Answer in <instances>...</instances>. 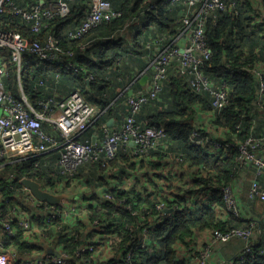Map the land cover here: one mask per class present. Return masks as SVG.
Segmentation results:
<instances>
[{"label":"trees","instance_id":"16d2710c","mask_svg":"<svg viewBox=\"0 0 264 264\" xmlns=\"http://www.w3.org/2000/svg\"><path fill=\"white\" fill-rule=\"evenodd\" d=\"M109 1L120 16L102 23L83 38L71 39L69 30L85 19L89 0L71 1L69 14L49 21L48 28L42 32L54 33L60 44L68 49L91 41L92 45L76 57L81 73H73L53 64H41L31 54L25 55L21 71L25 93L33 103L54 95L60 99L79 89L86 100L98 107L102 114L94 127L83 133L81 140L84 136L90 141L93 131L101 138L102 125H106L110 119L115 122L123 120L129 114L128 107L123 104L128 98L125 89L129 86L135 93L143 88L136 76L147 66V51L143 47L147 36L163 34L172 37L178 33L179 14L182 12L180 3L168 0ZM33 2L16 0L15 5L28 8ZM225 2L227 9L218 13L216 18L208 17L205 23L211 58L202 67V72L214 85L228 88L229 104L214 117L215 125L225 132V138L218 139L222 142L221 150L209 153L191 139L196 111L198 108L211 110V97L208 93L193 92L185 79L171 73L164 82L160 102H148L136 115L137 120L146 126L164 127L166 153L158 148L136 160L130 148L122 147L115 159L100 158L86 162L75 174L76 178L84 179L88 186L100 187L104 194L112 197V200H106L91 194L84 204L85 209L90 210L93 217L103 224L100 244L106 245L109 236L116 233L120 240L110 244L112 251L119 254L131 250L128 262L124 261L121 253L119 258L105 264H180L176 260V246L187 245L186 241L193 233L216 229L226 231L232 227L245 229L250 228L252 222L256 228L259 226L260 242L252 246L246 264H264V222L261 224L254 219L243 221L241 217L231 214L224 221L218 215V211L224 208L220 187L237 177L236 144L245 140L251 132L259 135L264 123L262 111L255 105L257 82L251 74L237 70L242 64H264V7L257 8L251 0ZM2 28L18 31L28 38L36 37L29 26L19 24L17 20ZM125 28H129L128 35L120 36ZM7 67L5 86L17 97V68L11 62ZM88 77H91L89 82ZM40 81L43 85L39 84ZM240 123L241 130L237 132L235 127ZM165 157L176 159L171 161L179 162L184 168L187 166L186 169H199V174L182 182L185 178L182 171L177 178L182 183L177 182L176 192L163 193L161 185L168 179L162 172ZM56 158L57 154H51L44 165L42 156H37L22 165H5L4 169L13 172L17 178L27 177L42 185L52 186L64 179L55 166ZM34 162H38V165L35 166ZM144 168H147V173L140 172ZM141 181L151 185V189H143ZM127 183L129 190L125 188ZM167 189L172 190L169 186ZM22 195L23 189L18 182L0 184L1 213L5 215L9 207L20 204L19 197ZM205 198L208 205L202 203ZM160 202L165 204L169 215L155 219L154 216L158 215L156 204ZM141 216L146 220L142 221ZM35 224L40 230L43 228L39 220ZM142 224L148 227V249L140 248L141 243L137 238ZM80 228L76 227L75 232L79 233ZM49 233L55 237L52 247L63 245L69 250L73 249L75 244L69 241L70 238L53 230ZM20 239L17 230L14 237H5L4 246L11 245L22 253L29 248Z\"/></svg>","mask_w":264,"mask_h":264},{"label":"built area","instance_id":"2783aa9c","mask_svg":"<svg viewBox=\"0 0 264 264\" xmlns=\"http://www.w3.org/2000/svg\"><path fill=\"white\" fill-rule=\"evenodd\" d=\"M15 1L0 0V173L5 170V165H22L37 156H42L46 165L47 158L51 154H57L55 166L64 179L52 186L41 184V188L52 195H59L68 194L69 190L72 192L81 184L87 187L84 179L75 177L78 168L86 162L100 158L113 160L122 147L130 148L136 160L142 159L150 151L160 147L166 139V132L162 126L144 125L137 120L136 115L145 104L159 99L164 82L171 73L185 79L193 92L208 93L211 97L208 121L215 131H219V135L213 134V130L210 132L201 128L196 121L191 139L209 153L221 150L222 142L218 139L225 138V132L221 128V131L217 129L214 117L229 104L228 88L225 85H214L202 72V67L211 58L206 42L205 23L208 17L216 18L218 13L227 9L225 0H168L182 6L178 33L172 37L163 34L147 36L143 43L147 51V66L136 76L137 80L146 76L147 86L137 93H133L129 87L125 89L128 93L132 91L126 100L129 114L123 117L117 128L102 125V137L98 138V142L81 140L83 133L94 127L102 112L95 104L86 100L79 89L60 99L54 95L33 103L25 93L21 78L26 54H31L41 64H53L73 73H81L76 57L92 45L91 41L83 42L75 49H68L60 44L54 33H42L48 28L49 21L69 14V3L73 0H34L28 8L17 7ZM262 6L264 7V0ZM119 16L120 12L113 8L109 0H89L85 19L76 28L69 30V36L71 39L83 38L92 29ZM13 20L29 26L36 37L28 38L18 31L2 28L3 25L13 24ZM181 39H185L182 48L179 46ZM10 62L17 68V97L5 86ZM237 70L251 74L257 82L255 105L262 111L264 120V64H242ZM90 80L91 77H88L87 81ZM39 84L43 85V82L40 81ZM198 111L202 110L198 108ZM235 129L239 132L241 125L238 124ZM236 153L237 176L250 170L254 176L247 192V200L264 202V183H261L264 179V123L258 136L249 135L236 144ZM34 165L37 166L38 162H34ZM25 178L27 177L17 178L9 171L0 175V184L15 181L23 189V195L19 197L20 204L9 207L5 215L0 211V264H105L119 258L121 253L124 261L130 260V249L115 254L110 248V244L120 240L115 236L116 233L109 236L106 245L100 244L103 224L93 217L90 210L85 209L84 204L87 202L81 203L77 196L79 194L72 199H63L57 205H50L37 200L23 187L21 182ZM233 180L234 178L220 187V194L226 215L241 217ZM95 189L100 191L99 197L112 200L110 195L104 194L103 189H98L95 185L88 189L82 188L80 193L90 196ZM74 195L73 193L71 196ZM156 209L158 215L154 216L155 219L161 215H169L163 202L157 203ZM141 219L146 220L143 216ZM35 220H39L44 229L40 230ZM78 226H81L79 233L75 232ZM17 230L21 235L20 240L29 248L22 253L11 245L10 248L4 246L5 237H14ZM51 230L70 238L69 241L75 244L73 249L69 250L63 245L52 247L55 237L49 233ZM257 234L258 228L254 222L250 224V228L245 229H216L209 234L210 241L202 247L188 244V240L187 253L191 255L194 264H209L214 242L224 243L239 238L244 243L242 251L226 264H246ZM137 238L141 243L140 248H147V226L141 225ZM52 248L58 253H52Z\"/></svg>","mask_w":264,"mask_h":264},{"label":"crops","instance_id":"0c3cea01","mask_svg":"<svg viewBox=\"0 0 264 264\" xmlns=\"http://www.w3.org/2000/svg\"><path fill=\"white\" fill-rule=\"evenodd\" d=\"M251 1L253 2V4L255 6H259L260 2H261L260 0H257V1L251 0ZM142 79H143V77L138 81H140V84L142 85L143 88L138 90V91L145 90V88L147 86L148 80L142 81ZM128 87H126V89ZM138 91H136L135 93H137ZM123 104L126 105V101H124ZM207 112L208 111L203 112V111L197 110L196 111V117L199 116V118H201V120H207V119L210 120L209 114H207ZM116 122L113 120L110 128H114V127L117 128L118 125L122 122V119L119 120L117 123ZM205 124L206 123H203L201 128L205 129L204 128ZM209 124L211 126L210 122H209ZM206 129L210 130V128H206ZM211 129H213L212 126H211ZM218 129L221 131L220 128H218ZM46 130L48 131L47 128H46ZM213 131H214L213 134L219 135V131L217 132L214 129H213ZM98 138H100L99 134L97 132L93 131V133L90 137V141L98 142V141H100ZM82 139L86 140V138L84 136ZM159 148H162L160 150H162L164 153H166V151L168 150L166 142H162ZM50 159H51V157H50ZM164 159H165V161L163 162V164L165 167L162 165V172H163L164 168H165V170L166 169L168 170V173L163 172L166 175V177H168V179L164 185H161L163 193H166V191H168L167 193L170 194V193H172V191H174V189L176 188V180L182 174V171H184V173H185L184 181L185 180L189 181L192 177H195L197 174H199V169H194V170L186 169V168H188L187 166H186V168H184L183 166L181 167V164L179 162L175 163L174 161H171V160H176V159H170L167 157H165ZM148 160H150V158ZM146 171H147V168L140 170V172L147 173ZM137 173H138L137 176H139L140 173L139 172H137ZM253 177H254L253 172L250 170V171H248V173L244 174L243 176L235 177L233 180V184H234L235 192H236L238 202H239V206H240V210H241V219L243 221L254 219L256 221H260V223L262 224L264 222V202H262L260 200H255L253 202H250L247 200V192L249 190L250 183H251ZM140 179L141 180L143 179L142 176L140 177ZM128 183H127V185H128ZM261 183H264V179L261 180ZM140 184H141V187L143 189H148V190L151 189V185H149L148 183L146 184V183H143L141 181ZM168 186L172 190H168L167 189ZM97 188L100 189L99 187H97ZM125 188L127 190H129L128 186H126ZM99 193H100V191H97V189L94 190V194H96V196H98ZM77 194H79L77 196H79V201L81 203L87 202V198H81V197H84V194H81V193H77ZM85 195H86V197L89 196V194L88 195L85 194ZM73 197H76V194L70 198L72 199ZM70 198H68V199H70ZM90 200H88V201H90ZM202 203L204 205H208L209 204L208 199L205 198L202 201ZM218 215H219V218L221 220H224L226 218L227 215L224 211V208H221L218 211ZM224 216H225V218H224ZM257 228H259V226ZM212 231L213 230H203V231H198V232L193 233L191 238L189 239L188 244L193 243L194 245H197L198 247H202L203 245L207 244L210 241V239H209L210 235L209 234ZM259 242H260V239L258 238V234H257L256 238L254 240V245L259 243ZM186 243H187V241H186ZM187 245L184 244V245L176 246V260L180 264H194L193 260L191 258V255L187 253ZM243 245H244L243 241L239 238L231 239V240L224 242V243L223 242H219V243L214 242L213 254L211 255V257L209 259V264H226L231 258L235 257L239 252L242 251ZM7 248H10V246Z\"/></svg>","mask_w":264,"mask_h":264},{"label":"water","instance_id":"95a60500","mask_svg":"<svg viewBox=\"0 0 264 264\" xmlns=\"http://www.w3.org/2000/svg\"><path fill=\"white\" fill-rule=\"evenodd\" d=\"M184 43H185V39H181V41L179 42V46L180 48H182L184 46ZM181 52H182V49H181ZM147 80V77H143L142 81H146ZM132 94V91H130L128 93V95H131ZM113 122V119H110L107 123L108 127H110ZM22 185L23 187H25L26 189H28L32 194L33 196L41 201V202H46L50 205H57L59 204L63 199L65 198H70L72 197L71 195H67V194H59V195H52L46 191H44L42 188H41V184L38 183L37 181H34V180H31L29 178H25L22 180Z\"/></svg>","mask_w":264,"mask_h":264},{"label":"rangeland","instance_id":"374dc122","mask_svg":"<svg viewBox=\"0 0 264 264\" xmlns=\"http://www.w3.org/2000/svg\"><path fill=\"white\" fill-rule=\"evenodd\" d=\"M253 1H254V0H253ZM256 1H257V0H256ZM260 1H261V2H260V5L257 7V8H259V9L262 7V6H261V5H262V0H260ZM128 32H129V28H125L123 31L120 32L119 35H120V36H121V35H122V36H127V35H128ZM4 53H6V51H4ZM17 92H18V87H17ZM158 102H160V98L158 99ZM196 121H197V123H198L197 125H199L200 127H202V124H203V123H206L204 128H205V129H206V128H210L209 131L212 132L211 130H213V129H211V126L213 127V125L210 126V124H209L210 121H208V119H207V120H201V118H199V116H198V117H196ZM239 125H241V123H240ZM199 126H198V127H199ZM250 135L256 136V135H254L252 132L250 133ZM257 136H258V135H257ZM211 137H212V136H211ZM162 165L164 166V164H162ZM164 167H165V166H164ZM6 172H7L6 170H2L1 173H0V175H1V176H2V175H5ZM153 172H156V171H153ZM163 172H164V173H168V170H167V169L165 170V168H164V169H163ZM156 173H157V172H156ZM164 173H163V174H164ZM164 175H165V174H164ZM241 176H243V175H241ZM177 182H181V180H177V181H176V184H177ZM182 182H184V180H182ZM182 182H181V183H182ZM127 186L129 187V184H128ZM184 186H186V185H184ZM184 186H183V188H184ZM87 187L90 188L91 186H88V185H87ZM87 187H86L85 185H83V184L78 185V186H76V187L72 190V192L69 190L67 195H73V193H74V194L80 193L82 188H84V189H88ZM68 188H69V187H68ZM167 192H168V191H166V193H167ZM174 192H176V190H174ZM177 193H178V192H177ZM84 197H86L85 194H84ZM84 197H81V198H84ZM66 199H68V198H66ZM50 251H51L52 253H54V254H57V253H58V252H57L56 250H54L53 248H52Z\"/></svg>","mask_w":264,"mask_h":264}]
</instances>
